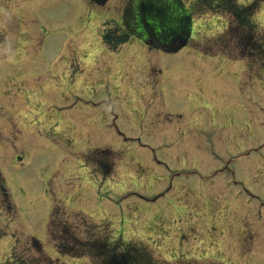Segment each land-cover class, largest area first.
<instances>
[{"label": "rangeland", "instance_id": "rangeland-1", "mask_svg": "<svg viewBox=\"0 0 264 264\" xmlns=\"http://www.w3.org/2000/svg\"><path fill=\"white\" fill-rule=\"evenodd\" d=\"M124 2L31 0L39 45L21 57L34 69L24 93L11 87L22 74L2 73L9 47L0 54V172L17 209L0 263L13 251L32 264H90L48 240L55 200L167 263L264 264V64L214 54L233 46L216 41L232 17L211 11L194 14L177 52L132 36L109 51L101 35ZM253 18L264 37V3ZM217 98L225 104L213 114ZM93 148L92 166L111 163L102 172L87 160Z\"/></svg>", "mask_w": 264, "mask_h": 264}, {"label": "trees", "instance_id": "trees-1", "mask_svg": "<svg viewBox=\"0 0 264 264\" xmlns=\"http://www.w3.org/2000/svg\"><path fill=\"white\" fill-rule=\"evenodd\" d=\"M193 7L199 10H209L214 13H225L231 15L232 19L227 22V30L218 37L219 42L224 44L232 40L235 46L242 49L247 48L248 56L257 55L260 64H264V37L257 31H254V24L251 19L253 5L243 6L236 0H194ZM135 15L136 22L142 24V29L146 30V39L152 44L163 43L167 36L177 33L185 34L189 29V9H186L180 0H144L136 2ZM125 15L128 16L127 8ZM183 18V21L180 19ZM182 24L185 31H167L173 27ZM152 29V30H151ZM158 29L159 31H153ZM148 30V31H147ZM180 33V34H181ZM146 37V34L144 35ZM103 39L107 41V37ZM120 39L117 44L122 43ZM117 46V44H111ZM248 46L251 47L248 49ZM114 48V47H113ZM229 54V53H228ZM0 207L4 208L9 214H13V205L10 201L4 180L0 175ZM1 217V215H0ZM13 217V216H12ZM72 218L66 213L55 210L52 213L49 225L48 235L54 242L56 250L60 254L73 257L87 256L91 264H163L153 261L150 253L144 248H138L135 244L124 243L119 239L111 240L103 228L96 226L86 219ZM11 218V216H10ZM1 219V218H0ZM82 226V230L78 227ZM5 231L0 227V235ZM26 246L33 250L38 256H42L40 244L34 238L30 239ZM58 264L49 259L38 260L36 264ZM4 264H32L28 262L27 255H14L13 251L9 260Z\"/></svg>", "mask_w": 264, "mask_h": 264}, {"label": "flooded vegetation", "instance_id": "flooded-vegetation-1", "mask_svg": "<svg viewBox=\"0 0 264 264\" xmlns=\"http://www.w3.org/2000/svg\"><path fill=\"white\" fill-rule=\"evenodd\" d=\"M3 11L0 12V20H4L5 24L7 23L8 19H18L22 22L23 27L19 28L17 33V30L14 28L13 31L9 32V35H4L2 31H8V29L1 28L0 31V44H2L5 47H9V51L17 52L18 55L16 56L17 59L14 61H11L12 66H10V71L5 70V74L7 72H16L18 74H22L23 77L17 78L18 80L12 82V86L15 89L23 91L24 85H25V78H29L34 74L33 67L30 64L29 60H23L21 57L27 55L29 56L30 52L34 51L35 47L37 46V40H38V32L35 28V14L33 7L31 6V0H12L4 5V7L1 8ZM11 19V20H13ZM4 24V25H5ZM135 31V25L130 24V27L128 29H124V31ZM152 30V29H151ZM157 31V30H153ZM11 38V40H9ZM17 43L11 44L8 43L9 41H15ZM2 62H10L8 60H3ZM4 77V76H3ZM5 78V77H4ZM3 80L4 90H9L8 85H6L5 81ZM25 91H23L24 93ZM213 102H211L210 105H212L211 112L213 114H219L218 112H222L223 106L225 104L224 98H217L216 101L212 99ZM206 106V105H205ZM79 127H87L88 124L83 121L77 124ZM89 125H93L91 122H89Z\"/></svg>", "mask_w": 264, "mask_h": 264}, {"label": "water", "instance_id": "water-1", "mask_svg": "<svg viewBox=\"0 0 264 264\" xmlns=\"http://www.w3.org/2000/svg\"><path fill=\"white\" fill-rule=\"evenodd\" d=\"M94 1L98 5H104L107 0H91Z\"/></svg>", "mask_w": 264, "mask_h": 264}, {"label": "bare ground", "instance_id": "bare-ground-1", "mask_svg": "<svg viewBox=\"0 0 264 264\" xmlns=\"http://www.w3.org/2000/svg\"><path fill=\"white\" fill-rule=\"evenodd\" d=\"M85 128H86V126L82 130H84Z\"/></svg>", "mask_w": 264, "mask_h": 264}]
</instances>
